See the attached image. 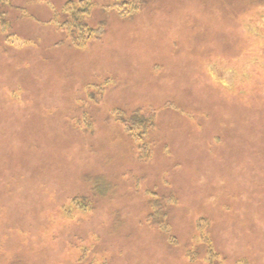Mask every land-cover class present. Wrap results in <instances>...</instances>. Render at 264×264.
<instances>
[{"label": "rangeland", "instance_id": "obj_1", "mask_svg": "<svg viewBox=\"0 0 264 264\" xmlns=\"http://www.w3.org/2000/svg\"><path fill=\"white\" fill-rule=\"evenodd\" d=\"M66 1L0 4V264H264V0Z\"/></svg>", "mask_w": 264, "mask_h": 264}, {"label": "trees", "instance_id": "obj_2", "mask_svg": "<svg viewBox=\"0 0 264 264\" xmlns=\"http://www.w3.org/2000/svg\"><path fill=\"white\" fill-rule=\"evenodd\" d=\"M1 3H8V0H0V4ZM91 2L90 0H70V1H66L64 3V6L62 7L61 11L63 14L65 15H69L70 16V20H63V22H60L58 24L57 27H61L65 32H67V38H69V41L71 43V45L76 46V47H83L84 44L88 43L90 39L95 38V36H98L99 34L102 33L103 28L102 27H97V28H92L90 26H88V24L83 21V18L85 16H87V14H89L90 11V7H91ZM136 10V9H135ZM131 11H125L123 12L124 15H128L130 14ZM1 17V15H0ZM3 19V18H1ZM56 19V18H55ZM1 30L6 29L5 27V22L2 21L1 23ZM117 117L118 118H122L119 116L120 112H117ZM136 116V115H135ZM142 117V116H141ZM138 118V116H137ZM143 120V118H142ZM139 120H135L133 122H131V124H124V127H130L132 125L136 124L139 128H138V133L133 132L132 133V137L130 136V138L133 140V142L136 143L137 148L139 150V153L142 155V157L146 156V154H148L149 149L147 148V145L145 144L143 146L142 143H139L140 141H142L141 138H144L145 136V126L142 125L141 121L137 122ZM134 123V124H133ZM140 130H142V133H140ZM140 140V141H139ZM139 141V142H138ZM77 202L76 200H72L71 203H75ZM78 204V203H77ZM163 230L166 234L168 233L167 229L165 227H163ZM167 239L168 241L172 242L171 236L169 234H167ZM209 247V246H208ZM210 251V256L212 258L213 261V257L215 256V253L213 250H209ZM188 255H191V253L189 251ZM209 254V252H208ZM207 254V256H208Z\"/></svg>", "mask_w": 264, "mask_h": 264}]
</instances>
